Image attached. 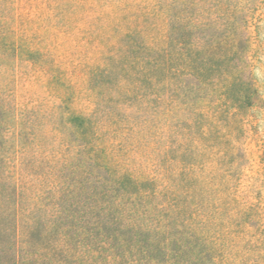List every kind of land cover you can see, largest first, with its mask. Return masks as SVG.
I'll list each match as a JSON object with an SVG mask.
<instances>
[{"label":"trees","instance_id":"trees-1","mask_svg":"<svg viewBox=\"0 0 264 264\" xmlns=\"http://www.w3.org/2000/svg\"><path fill=\"white\" fill-rule=\"evenodd\" d=\"M50 1L75 53L55 54L48 35L19 28L18 0H0V264H264V204L242 186L241 140L261 100L250 30L264 0ZM23 64L59 98L51 111L10 96ZM74 68L81 108L61 83ZM142 125L140 171L108 143ZM53 153L41 207L23 167Z\"/></svg>","mask_w":264,"mask_h":264},{"label":"rangeland","instance_id":"rangeland-1","mask_svg":"<svg viewBox=\"0 0 264 264\" xmlns=\"http://www.w3.org/2000/svg\"><path fill=\"white\" fill-rule=\"evenodd\" d=\"M19 11V28H30L35 33L37 38L49 36V40L57 50L55 54L62 51L68 45V53H75L78 49L70 39H65L68 36H63L61 32H56L52 29L51 23L54 18L50 15L52 3L50 0H18ZM255 18L252 20L251 26V45L250 59L252 63L253 78L256 86L259 89L261 100L256 105L248 108L245 113L244 133L241 137L243 150L245 152V165L242 176V186L254 200H260L264 204V1L260 3V7L255 12ZM49 16V17H48ZM60 40H64L61 45ZM71 56V55H70ZM24 72H21V69ZM62 71V70H61ZM64 72L67 81H62L63 87L75 93L76 100L72 101V107L81 108L80 105H85L88 101L87 85L84 82V74L81 68H74V72L70 78L68 71ZM68 72V73H67ZM67 73V74H66ZM34 76H37L35 78ZM42 75L34 73L29 66L23 64L17 72L18 84L10 86V96L17 102L24 103L30 106L31 103L41 101L46 108L43 112H49L60 102L59 98L52 96L49 93L47 83L41 81ZM76 90V91H75ZM28 103V104H27ZM23 107V106H22ZM0 119L2 121H10V118L2 110H0ZM0 121V122H2ZM12 122V121H11ZM141 129L143 133L137 132L134 136H124L123 133H116L110 139L108 145L111 149L114 145L118 148L114 155L120 161L129 162L130 167L147 169L150 165L151 149L150 139L147 136V125ZM64 127V126H63ZM56 135V133H55ZM131 135V134H130ZM126 137V138H124ZM57 141V139L53 140ZM52 141V142H53ZM108 147V146H107ZM48 156L44 162H41V156L33 155L27 157L28 163L23 167V176L30 188L37 195L34 197V202L42 207L43 203H49L53 198L54 192L44 193L43 189L48 192L45 187H50L55 182L56 175L59 173L56 170L55 154ZM61 161L65 162V150L62 149L60 155ZM138 170V172H140ZM29 174H27V173ZM44 172L43 176H40ZM147 172V171H146ZM22 173V172H21ZM40 173V174H39ZM44 187V188H43ZM39 191V192H38ZM57 193V192H56ZM55 193V194H56ZM53 194V195H52Z\"/></svg>","mask_w":264,"mask_h":264}]
</instances>
